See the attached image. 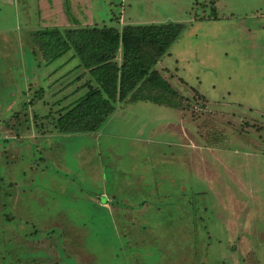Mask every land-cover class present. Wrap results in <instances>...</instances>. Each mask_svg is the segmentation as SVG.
Listing matches in <instances>:
<instances>
[{"label": "rangeland", "instance_id": "obj_1", "mask_svg": "<svg viewBox=\"0 0 264 264\" xmlns=\"http://www.w3.org/2000/svg\"><path fill=\"white\" fill-rule=\"evenodd\" d=\"M168 21L156 67L208 99L196 123L135 101L93 132L41 127L90 76L73 49L40 62L31 30ZM0 264H264V0L0 4Z\"/></svg>", "mask_w": 264, "mask_h": 264}, {"label": "trees", "instance_id": "obj_2", "mask_svg": "<svg viewBox=\"0 0 264 264\" xmlns=\"http://www.w3.org/2000/svg\"><path fill=\"white\" fill-rule=\"evenodd\" d=\"M183 31L178 22L92 25L80 27H43L29 32L32 53L47 63L69 49L74 50L90 78L83 82L86 91L57 109L49 124L48 114H35L42 128L52 126L62 133H88L98 130L116 107V102L150 101L176 110L180 121H198L206 111L204 94L190 86L189 94L177 91L169 76L156 67ZM192 95V98L190 97ZM203 100V101H202ZM197 107H195V106ZM199 127V125H197ZM197 135L211 141L220 133L206 131ZM212 142V141H211Z\"/></svg>", "mask_w": 264, "mask_h": 264}, {"label": "crops", "instance_id": "obj_3", "mask_svg": "<svg viewBox=\"0 0 264 264\" xmlns=\"http://www.w3.org/2000/svg\"><path fill=\"white\" fill-rule=\"evenodd\" d=\"M11 1L12 0H0V4L9 3ZM56 10H58V12L61 11V13H63V11H64L63 8L61 7L60 3H58V2H44V5H43L42 9L40 8V11H42V14L44 13V14H49V15H52V16L56 15L55 12L53 13V11H56ZM61 17H63V19H64V16H61ZM213 18H215V17L213 16ZM95 25H97V24H95ZM88 26H91V25H88ZM98 26H101V25H98ZM69 27H72V26H69ZM73 27H76V26H73ZM115 28H117V27H115ZM118 29H120V28H118ZM34 30H36V29H34ZM31 52L32 51L30 50V53ZM39 61L43 62L42 60H40V58H39ZM43 63H45V62H43Z\"/></svg>", "mask_w": 264, "mask_h": 264}]
</instances>
